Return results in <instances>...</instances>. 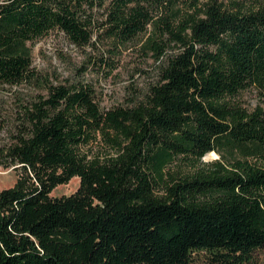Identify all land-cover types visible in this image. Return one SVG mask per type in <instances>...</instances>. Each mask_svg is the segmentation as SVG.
I'll return each instance as SVG.
<instances>
[{"label": "trees", "instance_id": "trees-1", "mask_svg": "<svg viewBox=\"0 0 264 264\" xmlns=\"http://www.w3.org/2000/svg\"><path fill=\"white\" fill-rule=\"evenodd\" d=\"M54 29L77 45L142 35L161 77L135 107L58 84L25 108L4 151L21 171L0 190V264H250L264 248V106L237 97L264 96V0H0V81H23L28 42ZM99 136L115 154L91 155ZM211 151L222 159L202 163ZM180 155L199 166L168 180Z\"/></svg>", "mask_w": 264, "mask_h": 264}, {"label": "rangeland", "instance_id": "rangeland-1", "mask_svg": "<svg viewBox=\"0 0 264 264\" xmlns=\"http://www.w3.org/2000/svg\"><path fill=\"white\" fill-rule=\"evenodd\" d=\"M143 42L142 35L121 43L96 31L89 44L77 45L57 29L28 42L33 59L31 71L16 84L0 81V190L13 187L21 171L19 165H5L4 151L16 141L26 126L25 108L40 97L47 96L51 85L91 87L103 110L118 106L135 107L146 102L152 86L160 80L162 61L147 52ZM237 99L248 108L260 104L264 106V96L255 88L242 91ZM90 153L106 157L115 154L116 150L102 142L99 136L92 143ZM209 153L213 154L207 156V153L202 163L222 159L217 151ZM198 166L190 157L180 155L169 165L168 180L172 175L193 173ZM79 186L80 178L76 176L68 183L56 186L50 194L53 197L70 195ZM156 192L161 194V188H156ZM191 264L218 263H214L206 254L199 253L195 254ZM250 264H264V248L255 251Z\"/></svg>", "mask_w": 264, "mask_h": 264}, {"label": "bare ground", "instance_id": "bare-ground-1", "mask_svg": "<svg viewBox=\"0 0 264 264\" xmlns=\"http://www.w3.org/2000/svg\"><path fill=\"white\" fill-rule=\"evenodd\" d=\"M213 153H208L207 156H211Z\"/></svg>", "mask_w": 264, "mask_h": 264}]
</instances>
